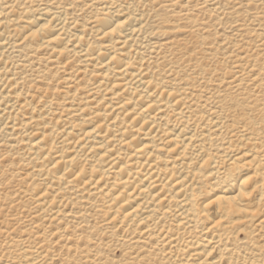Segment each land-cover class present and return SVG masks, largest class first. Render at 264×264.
Segmentation results:
<instances>
[{
	"label": "bare ground",
	"instance_id": "bare-ground-1",
	"mask_svg": "<svg viewBox=\"0 0 264 264\" xmlns=\"http://www.w3.org/2000/svg\"><path fill=\"white\" fill-rule=\"evenodd\" d=\"M64 1L0 0V156L18 157L28 203L10 215L18 234L0 235V264H100L49 242L91 212L127 244L124 263L236 264L229 245L264 236V128L229 97L264 90V71L232 55L235 41L229 76L216 77L185 46L199 29L175 24V5L214 11L219 0ZM40 54L61 73L52 90ZM256 248L264 260V241Z\"/></svg>",
	"mask_w": 264,
	"mask_h": 264
},
{
	"label": "rangeland",
	"instance_id": "rangeland-1",
	"mask_svg": "<svg viewBox=\"0 0 264 264\" xmlns=\"http://www.w3.org/2000/svg\"><path fill=\"white\" fill-rule=\"evenodd\" d=\"M182 1L183 0H180V2ZM218 3L220 4L217 6V8L220 7V9L215 8L214 11L210 9L205 10V7L199 8V5H194L196 4L194 2H187L186 4L184 3L185 5H182L183 10L181 8H178L180 6L179 4L174 6L175 11L181 10L180 14H184V16H182L185 18L183 20L175 22V24H190L194 27L193 29H199L192 32L190 35L185 34L182 36L186 38V48H188L189 50H194L193 52H195L196 57L202 56L201 58L210 60L213 63L214 67L218 68L216 77L222 78L229 76L228 66L230 62L227 61H230V56H227L230 51L233 50L231 44L229 43L237 41L236 49L233 51L232 55L237 52L239 54L241 52H245L250 59L255 60L256 71L254 72L257 73V70L264 71V44L259 45L260 41H257L260 38H262L264 41V19L257 18L259 20L257 21L252 18V16L255 15L254 13H258L261 16H264V0H219ZM234 8L243 12H240L238 16L219 13L222 10V12H226L231 11ZM159 12L164 13V11ZM76 14H78V12L75 11L74 15L71 16H75ZM80 17L81 16L79 15L76 16V18ZM172 18L176 19L178 18V16L173 14ZM237 19L240 20L234 22ZM257 22L259 24L258 26L255 25L257 24ZM237 24L242 25L237 26ZM240 33L241 35H239ZM226 43L227 45H224ZM47 56L48 55L40 54L37 58L41 59L39 60V63L36 64V67L40 66V69H45V75L47 74L49 76L50 74L51 80H48L47 87L51 88L52 90L56 83V81L54 80L57 76H60L61 73H58L57 71L56 74L54 72L55 70H57V66L55 64H53L55 70L51 69V65L47 63ZM34 61L36 62L38 60ZM46 66L49 70H46ZM50 71H53V73H50ZM218 83L219 81H215V84ZM218 85H213L212 87L217 89L216 87ZM229 98V101L232 100V102L239 109H241L240 111L242 113H245L246 116H248V118H250L251 120L260 122L261 127L264 128V90H258L256 92L251 85H247L243 86L237 93L230 94ZM256 106L258 110H255V112H253L252 108ZM3 152V148L0 147V155ZM17 160L18 157L16 155L11 156V154H7L6 156H0V235L3 234V232H7V235L9 237H13L18 234L17 231L11 232V229L9 230L10 226L14 223V221L10 220V215L14 214L15 212L22 211L21 213H23L24 211H28L27 201L20 198L16 190L17 186H15V180L17 181L18 178L16 176L17 173L13 172V170L18 169L19 162L16 163ZM92 214L93 213L91 212L89 215L90 217H83V221H86L83 222L85 224L83 227H80L81 225L76 226V223L74 222H77V219L71 220L70 222L72 223L68 221H61L59 225L68 222L65 231L62 232L64 233V236L55 239L49 238V242L54 241V244L56 243L57 245H61L63 243H66L68 245L71 244L72 247L77 251L83 248V250H86L88 255L96 253V257L97 259H99L98 262L100 264H115L120 262L122 264H128L123 262V259L126 256V254L124 253L125 250L123 251V249H125L127 244H121L122 241H116L114 236L107 235L105 233V230L103 231L104 227L102 226V223H99L98 217L92 216ZM35 230L36 229H34V231ZM71 233H73L72 236L70 235ZM65 236H69L70 238ZM250 236L249 239L246 240V238H248V235H246L245 233L239 234L238 238H244V241H246L243 243H241L242 241H233L232 245H229L230 248L235 247L233 248L234 250L231 251L233 253L230 252L231 254H226V258H229L230 256L231 263H235L233 258L239 257L238 259H236V264H244L249 262V259L254 258H256L257 261H252L248 264H264V260L262 256H260L261 254L256 248L258 244H261L262 241H264V236L259 239H255V236L253 235ZM19 237L24 238L28 237V235L21 233ZM14 238L16 239L18 237ZM1 240L2 238H0V241ZM105 243L108 246L103 245ZM119 243L120 246H115L119 245ZM147 248L144 249L147 250ZM83 254L84 256H88L85 252ZM79 259L81 260V262H83L82 264H93L91 262H84V258L79 257ZM165 263L166 262L159 254L155 256L149 254V262L145 264Z\"/></svg>",
	"mask_w": 264,
	"mask_h": 264
}]
</instances>
